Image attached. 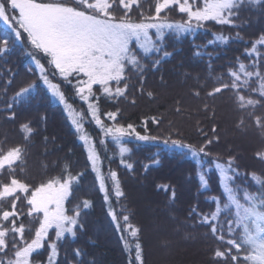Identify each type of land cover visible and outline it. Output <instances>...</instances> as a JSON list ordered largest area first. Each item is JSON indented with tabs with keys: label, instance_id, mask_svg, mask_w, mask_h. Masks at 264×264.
Here are the masks:
<instances>
[{
	"label": "trees",
	"instance_id": "16d2710c",
	"mask_svg": "<svg viewBox=\"0 0 264 264\" xmlns=\"http://www.w3.org/2000/svg\"><path fill=\"white\" fill-rule=\"evenodd\" d=\"M156 3L157 0H138L139 7L132 6L131 16L139 19L141 12L155 14ZM116 9L117 16L124 11L118 3ZM160 15L173 22L186 19L175 6ZM234 19L233 25L206 22L195 33H166L162 47L170 55L152 53L143 58V82L139 73L129 72V87L124 97L108 99L98 90L99 86H94L100 97V119L105 125L118 123L126 128L132 124L140 135L160 138L156 141L134 138L122 141L120 147L128 150L122 157L120 147L112 139L101 137L100 131L85 124L109 191L113 188L109 173H117L124 193L119 203L114 195L105 201L84 146L62 107L53 102L39 82L25 51L29 49L35 53L45 65L48 64L47 58L36 53L26 34L22 41L28 43L27 46L9 36L8 50L6 54H0V147L4 150L15 145L25 148L24 159L20 162L23 171L17 167L16 175L30 185H39L66 174L67 166L76 177L72 193L65 201L67 214L71 215L83 201L89 202L88 208H81L75 236L67 235L57 241L55 232H49L44 246L30 257V264H49V242L57 245L53 264H141L136 260L137 243L141 246L142 264H232L230 256L214 259L217 249L227 251L229 246L217 240L209 226L202 224L200 217L191 215V212L196 208L201 216L210 215L216 208L214 198L223 197L221 178L212 161L227 165L229 158H233V167L238 172L233 175L234 186L241 189H259L253 173L264 179V160L257 157V152L264 150V130L256 125L254 117L248 115L253 109L239 110L235 93L230 88L214 96L208 95L215 87L231 82L230 70H238L241 63L251 64L254 57L248 56V49L264 35V0L255 4L246 2L239 10L238 18ZM3 32L12 35L0 25V38H3ZM221 35L227 37L226 42L216 40ZM258 48L264 52V46L258 45ZM158 59L160 63L154 66ZM260 63L264 64V60ZM46 69L61 85L67 102L76 109H83L78 104L73 86L51 74L53 68ZM261 71L264 72V68ZM29 83L37 85L30 98L9 109L8 104L12 103L15 92L21 85ZM256 86L252 83V87ZM240 91L264 100L251 89L245 92L242 88ZM148 92L153 96L149 97ZM254 111L256 115L264 116V107L257 105ZM108 112L117 113L115 121L106 116ZM13 114L14 118H11ZM153 118L160 123H153ZM241 119L244 121L242 125ZM22 124H29L33 129L28 140L24 139ZM213 126L219 139L209 145L211 154L202 157V163L186 151L169 148L163 143L164 138L171 137L198 148L206 139L213 138ZM122 159L132 168L122 164ZM201 174L206 185L201 184ZM7 179L6 172L0 175V181L7 182ZM162 186H167V191ZM20 207L24 214L17 224L25 225V235L30 240L38 221L27 216L26 206ZM4 209L10 210V204L0 206V210ZM113 210L119 214L121 229L123 215L130 217L129 223L138 229L137 237L130 235L131 230H118L109 215ZM221 220H224L223 216ZM227 227L225 223V240L228 238ZM7 243V255L0 253V260L5 262L13 257L11 234ZM231 251L235 253V249Z\"/></svg>",
	"mask_w": 264,
	"mask_h": 264
},
{
	"label": "snow or ice",
	"instance_id": "6c2138e0",
	"mask_svg": "<svg viewBox=\"0 0 264 264\" xmlns=\"http://www.w3.org/2000/svg\"><path fill=\"white\" fill-rule=\"evenodd\" d=\"M260 3V0H157L155 14L145 15L140 13L139 19H133L131 12L133 5H138V0H0V22L5 24L14 32L17 40H22L24 34L28 43L47 58L50 68L55 69L59 77L67 84L73 86L76 96L88 105V112L76 111L68 104L65 93L61 90L59 83H53L44 70V65L35 53L32 58L38 68L41 69V79L48 86L51 95L60 103L65 105L70 112L72 123L80 139L88 143L89 137L83 134L84 120L90 116L100 127L105 136L119 144L125 136L135 135L137 140L156 141V136L140 135L135 127L129 124L126 128L118 123L112 126L105 125L99 115V99L94 86H99V91L108 99L124 97L129 87V72L139 73L143 82L145 71L141 63L143 58L149 54L163 53L167 57L170 54L162 47V41L166 33L182 34L195 31L203 27L206 22L213 21L219 25H233L234 18H238L239 10L245 3ZM124 9L117 16L116 5ZM173 6L184 14L186 19L181 22H173L166 17H161L165 9ZM216 40L226 42L227 37L217 36ZM134 42V43H133ZM0 54H6L9 40L0 38ZM264 46V35H261L251 48L248 56L252 59L250 65L241 63L238 70H230V83H223L209 92V96L221 93L223 89H232L235 93V103L239 110L249 111L248 115L254 117L258 127L264 130V116L256 115L254 109L257 105L264 107V100L252 98L251 95L242 94L240 89L247 92H257L259 97H264V52L258 48ZM160 60L155 61L158 65ZM257 86L252 87V83ZM11 83V81L9 82ZM123 85V86H121ZM37 87L35 83L26 86L21 85L12 97V103L8 104L11 109L13 104L26 102ZM141 91L143 89L141 88ZM149 97L152 92L147 93ZM198 95V93H196ZM94 98V99H90ZM135 103V101H133ZM207 106H205L206 108ZM179 111V108H177ZM106 116L116 120V112H108ZM11 118H14V114ZM243 119L240 125L243 124ZM153 123L160 121L153 118ZM25 133L24 139L28 140L33 132L29 124L21 125ZM213 138L206 139L198 148L192 144L185 143L179 139L164 138L163 143L169 148L187 151L198 163H202V157H208L209 145L213 140L219 139L215 136L216 127L212 128ZM204 135H207L204 133ZM47 140V138H45ZM103 143V141H101ZM128 150L120 148L123 157ZM25 148L20 145L8 147L4 150L0 147V175L5 172L8 175L7 182L0 181V206L10 204V210H0V253L7 255V238L11 234V248L14 249L13 257L6 262L0 260V264H30V257L34 252L44 246L49 238V230L55 229L56 240L59 241L65 233L75 236L74 229L80 223L81 208H88L89 202L83 201L77 205L69 215L65 209V201L73 190L76 177L71 174L65 166V173L58 177H52L39 185H30L16 175L17 167L23 171L20 162L24 159ZM257 157L264 160V150L257 152ZM89 163L96 170V162L99 156L93 148L89 154ZM128 169L132 165L121 160ZM221 177L223 197L214 198L216 208L210 215H202L196 208L192 209L191 215L200 217L202 224L208 225L212 235L229 248L227 251L217 249L214 259L231 258L232 264H264V179L252 174L253 180L260 186L256 191H249L234 186L233 175H238L237 169L233 167V158H229L227 165L212 161ZM231 173V174H230ZM113 188H106V179L103 174L98 175L101 191L105 193L107 202L111 195L116 197L117 203L124 193L120 188L117 173H109ZM201 184L206 185L204 175L200 176ZM230 182H233L230 184ZM167 191V186H162ZM173 193V197H174ZM26 206L28 217L38 221L34 236L29 240L25 235V225L17 222L24 214ZM113 221L118 230L130 231L132 237H137L138 229L129 223L130 217L123 215V228L121 229L119 214L110 211ZM224 220H221V217ZM227 224V236L223 235ZM82 227V225H81ZM127 243V241H125ZM51 249L49 264H53L57 251L56 242H49ZM136 247V260L142 264L141 246ZM235 249V253L231 251ZM77 255H80L77 252Z\"/></svg>",
	"mask_w": 264,
	"mask_h": 264
},
{
	"label": "rangeland",
	"instance_id": "374dc122",
	"mask_svg": "<svg viewBox=\"0 0 264 264\" xmlns=\"http://www.w3.org/2000/svg\"><path fill=\"white\" fill-rule=\"evenodd\" d=\"M0 25H1L2 28L6 29V30H8V31H10V32L12 33V35H10V34L7 33V32H3L1 37L8 39L9 36H12L13 39H14L17 43H22L23 46H27V45H28V43H26V42H24V41H22V40H17V39L15 38V34H14V32L11 31V30H10L5 24H3L2 22H0ZM198 30H199V28H197L195 31L187 32V33H195V32L198 31ZM183 34H185V33H183ZM133 43H134V42H133ZM32 54H33V53H32L29 49L25 51V55H26V57L29 59V61L31 62V64L33 65V67H34L35 70H36V74H37V77H38V79H39V82H40L41 85L47 90V92H48L49 95L51 96L53 102L56 103V104H58V105H60V106L62 107V109L64 110L65 114L67 115L68 120L70 121V123H71V125H72L74 131L76 132L79 141H80V142L82 143V145L84 146L87 156L89 157L90 151H91L94 147H93V143H92L90 137L87 135V133H86V131H85V124H88V125L90 126V128L92 127V128H94L95 130L100 131L99 133H100V136H101V137H105V135L102 133L100 127L97 126V124L95 123V121L92 120V118H91L90 116H86V117H85V120H84V129L82 130V132H83V134H86V135L89 137V141H88V143H84V142L80 139V135H81V133H78L77 130H76V128L74 127V125H73V123H72V117H71V115H70V112H69L68 110H66L65 105L60 104V103H59V102H58V101H57V100L51 95V92L49 91L48 86H47L46 84H44L43 80L41 79V69L37 67L35 60L32 58ZM41 63L44 65V70H45L46 74L49 76V78L52 80V82H53V83H57L56 81H54L53 77L48 73V71H47V69H46V67L48 68L49 65H48V64L45 65V63H43V62H41ZM53 69H54V68H53ZM54 73H55V69H54ZM51 74H53V73H51ZM55 75L59 77V74H58V73H56ZM59 78H60V77H59ZM75 97H76V99L78 100V104H79L80 106H83V107H82L83 109H81V108H80V109H76V107H74V106H73V108H74L76 111L83 112V113H87V112H88V107H86V106H88V105H87V104H84V103L79 99L78 96H75ZM68 104H70V103H68ZM70 105H71V104H70ZM107 137H108L109 139H112V138L109 137V136H107ZM130 138H134V140H137L135 135L125 136V137H123V138L121 139L120 143H121L122 141L128 140V139H130ZM114 143H115V142H114ZM120 143H119V144L115 143V144L118 145V146L120 147ZM120 148H121V147H120ZM185 151H186V150H185ZM186 152H187V151H186ZM125 153H126V152H125ZM125 153H124V154H125ZM188 155L191 157V155H190L189 153H188ZM192 158H193V157H192ZM194 159H195V158H194ZM91 167H92V165H91ZM92 169H93V168H92ZM94 172H95L97 178H98V175L101 174V172H100V166H99V161H98V160H97V162H96V170H95ZM218 172H219V171H218ZM219 175H220V174H219ZM220 178H221V177H220ZM98 185H99V188H100L99 181H98ZM100 190H101V188H100ZM101 192L103 193L104 198H105V193H104L103 191H101ZM51 231L55 232V229H50L49 232H51ZM67 235L71 236V235L68 234V233H65L64 236H67ZM38 250H39V249H38ZM38 250H37V251H38ZM34 253H35V252H34Z\"/></svg>",
	"mask_w": 264,
	"mask_h": 264
}]
</instances>
